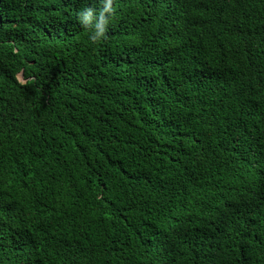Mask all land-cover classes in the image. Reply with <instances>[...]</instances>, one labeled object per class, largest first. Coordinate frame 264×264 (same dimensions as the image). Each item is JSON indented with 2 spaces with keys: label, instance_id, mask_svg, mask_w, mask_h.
Segmentation results:
<instances>
[{
  "label": "trees",
  "instance_id": "1",
  "mask_svg": "<svg viewBox=\"0 0 264 264\" xmlns=\"http://www.w3.org/2000/svg\"><path fill=\"white\" fill-rule=\"evenodd\" d=\"M103 4L0 0V264H264V0Z\"/></svg>",
  "mask_w": 264,
  "mask_h": 264
},
{
  "label": "clouds",
  "instance_id": "2",
  "mask_svg": "<svg viewBox=\"0 0 264 264\" xmlns=\"http://www.w3.org/2000/svg\"><path fill=\"white\" fill-rule=\"evenodd\" d=\"M114 11L112 7V0H104L103 8L99 12L98 19L96 20L94 24V33L90 36V39L93 42L98 41L100 38H102L106 31V25L108 24V19L106 18L105 14H112ZM80 19L83 25L86 27L93 26V9L88 8L84 12L80 14Z\"/></svg>",
  "mask_w": 264,
  "mask_h": 264
},
{
  "label": "water",
  "instance_id": "3",
  "mask_svg": "<svg viewBox=\"0 0 264 264\" xmlns=\"http://www.w3.org/2000/svg\"><path fill=\"white\" fill-rule=\"evenodd\" d=\"M22 77V75H20V78Z\"/></svg>",
  "mask_w": 264,
  "mask_h": 264
}]
</instances>
